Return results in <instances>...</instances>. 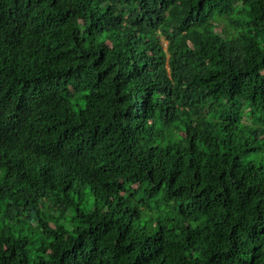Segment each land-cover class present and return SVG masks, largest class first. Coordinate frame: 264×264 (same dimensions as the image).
<instances>
[{"label": "trees", "instance_id": "trees-1", "mask_svg": "<svg viewBox=\"0 0 264 264\" xmlns=\"http://www.w3.org/2000/svg\"><path fill=\"white\" fill-rule=\"evenodd\" d=\"M0 221V264H264V0H0Z\"/></svg>", "mask_w": 264, "mask_h": 264}, {"label": "rangeland", "instance_id": "rangeland-1", "mask_svg": "<svg viewBox=\"0 0 264 264\" xmlns=\"http://www.w3.org/2000/svg\"><path fill=\"white\" fill-rule=\"evenodd\" d=\"M167 42L166 43H164V45H165V48L167 49ZM152 204H153V206L154 207H156L157 206V204H158V199H154L153 200V202H152ZM164 207H156V209H153V210H151L147 215H148V219H150L152 216H154V217H157V216H159V215H161V213H164L163 211L166 209L167 210V207L165 206V205H163ZM160 210H163V211H160ZM172 215V214H171ZM172 218H173V215H172ZM3 225V223L0 221V225ZM13 228H15V229H17V228H20V225H19V223L16 225V226H13ZM22 234H24V235H28V233L27 232H25V233H22Z\"/></svg>", "mask_w": 264, "mask_h": 264}]
</instances>
